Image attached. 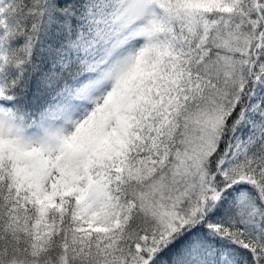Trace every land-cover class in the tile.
Returning a JSON list of instances; mask_svg holds the SVG:
<instances>
[{
  "label": "snow or ice",
  "instance_id": "snow-or-ice-1",
  "mask_svg": "<svg viewBox=\"0 0 264 264\" xmlns=\"http://www.w3.org/2000/svg\"><path fill=\"white\" fill-rule=\"evenodd\" d=\"M0 264H264V0H0Z\"/></svg>",
  "mask_w": 264,
  "mask_h": 264
}]
</instances>
